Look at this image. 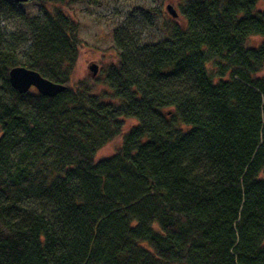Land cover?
Here are the masks:
<instances>
[{
	"label": "trees",
	"instance_id": "16d2710c",
	"mask_svg": "<svg viewBox=\"0 0 264 264\" xmlns=\"http://www.w3.org/2000/svg\"><path fill=\"white\" fill-rule=\"evenodd\" d=\"M83 1L30 0L24 18L0 0V264H264V0H178L185 25L148 45L114 29L112 101L71 87ZM17 67L67 90L20 94Z\"/></svg>",
	"mask_w": 264,
	"mask_h": 264
},
{
	"label": "rangeland",
	"instance_id": "374dc122",
	"mask_svg": "<svg viewBox=\"0 0 264 264\" xmlns=\"http://www.w3.org/2000/svg\"><path fill=\"white\" fill-rule=\"evenodd\" d=\"M17 4L18 12H22L21 17H33L39 13V6L34 2ZM168 6H172L179 14L178 0H85L76 4L68 14L79 25L81 47L71 87L79 82L88 81L93 85V92L96 95L112 101L110 89L104 83L103 71L116 65L119 60V52L113 38L114 29L125 26V30L135 42L143 45L163 40L165 23L174 21L179 25H185L180 14L177 19L171 17L167 10ZM258 9H264V1L258 5ZM10 10L8 7L4 12L1 20L2 31L22 57L29 47L27 40L30 32L26 21L15 16ZM146 12L151 13L149 19ZM12 36H17L18 40H14ZM261 42L262 39L259 37L252 38V47L259 46ZM92 65L98 68L96 77L90 71ZM135 124H137L135 120L125 121L124 134ZM122 142L123 138H118L103 147L97 153L96 162L115 156Z\"/></svg>",
	"mask_w": 264,
	"mask_h": 264
},
{
	"label": "water",
	"instance_id": "95a60500",
	"mask_svg": "<svg viewBox=\"0 0 264 264\" xmlns=\"http://www.w3.org/2000/svg\"><path fill=\"white\" fill-rule=\"evenodd\" d=\"M16 3H28L30 0H12ZM168 13L173 19L179 17L178 13L172 6H168ZM93 76L96 77L98 68L96 65L90 67ZM9 82L14 90L20 94H26L31 89H35L40 95L54 98L67 90L66 87L54 84L44 79L39 73L26 69L24 67L13 68L9 72Z\"/></svg>",
	"mask_w": 264,
	"mask_h": 264
}]
</instances>
